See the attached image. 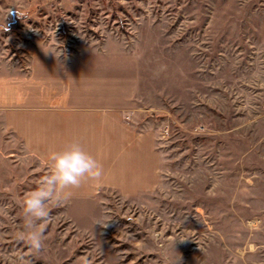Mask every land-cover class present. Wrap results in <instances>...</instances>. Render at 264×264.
I'll use <instances>...</instances> for the list:
<instances>
[{
    "label": "rangeland",
    "instance_id": "obj_1",
    "mask_svg": "<svg viewBox=\"0 0 264 264\" xmlns=\"http://www.w3.org/2000/svg\"><path fill=\"white\" fill-rule=\"evenodd\" d=\"M15 7L25 17L0 29V264H264V0H0V25ZM68 65L126 101L125 147L87 149L102 179L49 205L34 253L17 237L50 170L38 100L67 88Z\"/></svg>",
    "mask_w": 264,
    "mask_h": 264
},
{
    "label": "crops",
    "instance_id": "obj_2",
    "mask_svg": "<svg viewBox=\"0 0 264 264\" xmlns=\"http://www.w3.org/2000/svg\"><path fill=\"white\" fill-rule=\"evenodd\" d=\"M66 67L68 70L63 68L62 75L57 74L58 77L64 78L62 80L66 81L67 88L62 85L57 93L53 91L54 96L46 98V102L42 98L38 100V106L42 109L37 111L40 140L36 141L40 143L39 148L44 150V155L46 157L50 155L46 151L48 148L59 151L72 139H78L86 151L88 148L97 147L96 144L103 145V143H108L103 145L105 148L117 142H119L117 147L120 149L125 147L121 145L124 138L118 133L127 125L124 120L127 114L126 101L117 97L115 87L109 84H107L109 96L104 94L96 98L95 93H99L102 89L98 86L101 82H94L96 81L94 76L78 78L77 82L68 81L74 71H72L73 66ZM78 69L84 68L78 63ZM126 153L127 151H124L122 156Z\"/></svg>",
    "mask_w": 264,
    "mask_h": 264
},
{
    "label": "clouds",
    "instance_id": "obj_3",
    "mask_svg": "<svg viewBox=\"0 0 264 264\" xmlns=\"http://www.w3.org/2000/svg\"><path fill=\"white\" fill-rule=\"evenodd\" d=\"M8 15L25 17V14L16 9H8L3 18V24L0 29L8 30L4 19ZM46 54H52L55 57L64 55L62 50L54 52L51 48L44 49ZM49 172L39 181L38 186L29 191L22 203L24 228L18 235V239L25 242L34 252H40L44 247V234L47 221L50 217L51 207H61L67 204L72 198V189L79 188L84 181L99 182L104 174L103 165L89 152H87L78 139H72L59 150L50 153ZM107 220H97L95 224L101 227H107ZM187 238H176L183 242ZM22 259V258H21Z\"/></svg>",
    "mask_w": 264,
    "mask_h": 264
}]
</instances>
